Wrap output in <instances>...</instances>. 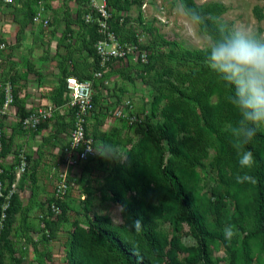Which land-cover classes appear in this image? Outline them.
Returning a JSON list of instances; mask_svg holds the SVG:
<instances>
[{"label": "rangeland", "instance_id": "obj_1", "mask_svg": "<svg viewBox=\"0 0 264 264\" xmlns=\"http://www.w3.org/2000/svg\"><path fill=\"white\" fill-rule=\"evenodd\" d=\"M51 1L16 0L11 5L0 2V21L6 22L11 16L20 24L27 21L21 28L28 37L21 44L24 49L42 45L46 50L54 49V41L65 31L58 30V22L65 17L81 25L83 3L76 0L74 6L56 8ZM118 1L117 7L111 5L110 10L118 16L117 20L114 17V32L119 50L125 54L111 60L102 78L94 80L95 108L87 125L94 138L93 157L67 165L71 113L63 107V76L50 85L51 103L39 105L59 108L60 112L55 113L64 117L66 124L64 144L60 150L48 152L47 165L38 160L33 166L26 160L23 172L18 173L20 154L25 155V151L20 142L13 141L15 135H10L12 129L16 135L40 133L48 120L36 130H26L19 123L21 111L15 115L5 110L2 114V146L14 144L8 152L13 157L8 158L5 166L15 171L11 172L14 178L7 180L3 189L16 195L19 203L14 206L10 225L6 226L4 220L0 224V264H69L73 230L88 229L94 216L108 219L123 239L137 245L140 238L130 227L133 219L117 202L116 195L131 206L142 203L152 228L167 245L173 236H178L190 248L179 256V263H203L195 253L199 238L179 199L168 190L169 175H163L164 169L173 172L192 203V210L204 221L210 235L208 264H264L259 240L247 238L256 227L252 195L246 184L239 186L237 182L250 161L229 137L233 122L226 116V93L212 77L207 63L194 60L195 53L202 51L212 36L190 22L182 0ZM192 1L201 8L209 7L207 15L214 22L219 17L230 26L250 27L264 33V0ZM40 8L49 19L46 26L32 21ZM68 33V38L62 39L70 46L74 32L66 30ZM90 34H80L83 39L78 50L85 60L81 64L78 61L82 71L76 73L90 75L96 67L95 57L91 55L90 60L86 52ZM1 77L3 100L6 81ZM12 91L18 98L17 87H12ZM126 101L137 117L133 124L114 115L117 108L124 114L128 112ZM43 139L48 142L46 137ZM62 174H66L71 185L62 207L55 213L50 203ZM8 201L10 198L1 202L0 208ZM41 214H45L43 219ZM229 229L233 235L226 238ZM1 233H5V238L1 239ZM96 254L100 261L108 258L110 264H121L114 251L110 255Z\"/></svg>", "mask_w": 264, "mask_h": 264}, {"label": "trees", "instance_id": "obj_2", "mask_svg": "<svg viewBox=\"0 0 264 264\" xmlns=\"http://www.w3.org/2000/svg\"><path fill=\"white\" fill-rule=\"evenodd\" d=\"M83 3L84 10L82 16L85 12H87V8L84 0H78ZM109 7L114 5L117 7L118 0H107ZM182 5L190 14L189 10H195L199 12L204 17L205 23L200 25L204 30H206L211 36L215 29V22L210 18V9L209 7H199L192 0H182ZM81 16V27L89 31L91 34L88 38V49L87 52L89 55L95 57V63L97 62L93 45L99 38V35L96 30L95 23H85ZM114 17L116 20L118 16L115 13H112L111 26L114 30L117 27V23L114 21ZM68 34H64L66 38H68ZM70 38V37H69ZM194 60H199L201 62L205 61V57L203 51L196 52L194 55ZM208 66V65H207ZM209 72L212 77L217 81L222 90L226 93L228 97L232 88L225 81H223L218 74L213 72L208 67ZM80 79L91 78L90 75H84L80 73L75 74ZM63 77V102H66V97L64 96L65 91V83ZM14 100L17 101V96L14 94ZM94 100V108H95V96ZM229 108L226 116L230 119V121L234 122L237 119V114L233 107L228 103ZM21 111V115L19 118H22L26 113L19 109L18 112ZM208 119V117H206ZM20 123V122H19ZM72 125V119H71ZM239 150L244 154L245 152H250L252 154L249 167L242 173L241 178L237 181L239 186L246 184L249 187V190L252 195L253 200V218L256 222V227L253 231L249 233L247 238H256L259 240V246L261 252L264 253V131H260L257 133L256 137L253 141L246 145L237 144ZM2 146V151H4ZM4 153V152H3ZM176 155L179 153L176 151ZM2 152L0 154V157ZM0 173V181L2 182V186L5 185V182L11 181L14 176L11 172H13V167H3ZM170 173V174H169ZM163 175L168 176V190L175 194L179 199L181 204L182 211L187 214L190 219L192 230L198 236V246L195 249V253H197V258L199 260H203L201 264L210 263L207 257V249L209 243V232L207 231L204 221L197 212L192 210V203L187 197L186 192L181 188L178 180L173 175V172L170 169H164ZM176 186V187H173ZM6 192V190H4ZM63 200V199H62ZM62 200H57L58 206H61ZM116 200L120 204L124 206V209L127 210L129 215L133 220L139 219L142 220L143 226L140 232H138V236L140 238V242H137V245L123 239L117 229H115L109 222L108 219L103 217L94 216V218L90 221V226L88 229H74L72 232V238L70 241L68 257L69 264H110V260L108 258H104L101 261L97 258L98 253L104 252L107 255L112 254L114 251L115 256L119 258L121 264H181L179 263V256L189 251V247H185L181 242L178 236H173L169 245L165 241L161 239V237L154 231L152 228L150 217L142 203L137 202L136 205L131 206L130 204L125 203L123 199H121L118 195H116ZM3 202L2 197H0V204ZM18 197L16 195H11L9 205L5 208V224L9 226L13 215H14V206L17 205ZM1 214V213H0ZM5 233H1V239L5 238ZM134 249L135 253L134 254ZM181 262V261H180ZM206 262V263H205ZM19 264V263H17ZM192 264V263H191Z\"/></svg>", "mask_w": 264, "mask_h": 264}, {"label": "crops", "instance_id": "obj_3", "mask_svg": "<svg viewBox=\"0 0 264 264\" xmlns=\"http://www.w3.org/2000/svg\"><path fill=\"white\" fill-rule=\"evenodd\" d=\"M51 3L52 6L56 8L64 5L71 7L75 5L74 3H76V0H61V2L59 0H52ZM24 20L22 24H28L27 21ZM58 23V30L61 31L65 29V31L61 38L58 37L54 41V49L46 50V46L42 45L35 49L26 50L23 45H21L22 42L28 40L27 34L25 33V35L21 31L23 25L14 21L12 16L11 19L6 22L3 21V19L0 21V41L8 45L0 58V62H4L2 64L0 63V77L2 75L4 81H6L5 83H10L12 87H17L16 93L19 96L16 102L10 104L6 108L7 114L16 115L19 109L27 113L35 109V106L39 107V105L47 104V102L51 103L49 102L51 101V94L48 92L49 89H52L50 85L61 76L64 77L65 74H75V72L82 71V69H79L81 65H78V61L85 60V57H81L78 47L83 39L80 34H82V31L86 30L71 17H65ZM24 29L26 30V28ZM66 30H72V32H74V40L70 46L62 39ZM59 35L61 34L58 33V36ZM16 43L19 44V47H10V44L14 45ZM87 55H89L88 52ZM90 60H92L91 55ZM81 63L82 62L79 64ZM1 79L3 80L2 77L0 81ZM2 101L0 97V103ZM56 110L59 111V108ZM55 112L53 114L54 117L48 120V124L46 123L47 125L42 128L40 133L36 132L31 134L29 132H20L16 135L14 129L11 130L13 135L11 134L10 137L15 135L16 139L12 138L13 141L20 142V146H22L25 151L27 162L33 166L38 160L41 161V165H47V163H49L47 159L49 156L48 152L58 151L64 144L67 134L65 131L66 124L63 123L64 117L61 118L60 115ZM44 137L48 140L47 143H45ZM4 147V151L1 150L0 154L2 152V155H6V157L4 159L0 157V163L3 167H7L5 163H7L8 158L12 159L13 157V155L8 152L14 149V144L9 142ZM51 158L54 157L51 156ZM15 178L19 179V176L16 175Z\"/></svg>", "mask_w": 264, "mask_h": 264}, {"label": "built area", "instance_id": "obj_4", "mask_svg": "<svg viewBox=\"0 0 264 264\" xmlns=\"http://www.w3.org/2000/svg\"><path fill=\"white\" fill-rule=\"evenodd\" d=\"M16 0H0L4 5H11ZM87 8L82 16L85 23H95L96 30L99 38L94 43V53L97 59L96 67L92 71L91 78L80 79L74 74H68L64 78L65 91L64 96L66 102L63 104L71 113L72 125L69 136V145L67 148L66 162L67 165L75 162L86 161L95 155L94 138L88 133L87 125L88 120L94 112V93L93 85L94 80L102 78L104 70L107 64L117 57H123L125 51L119 50V44L116 40V35L111 26L112 12L108 5L107 0H84ZM35 23H43L47 25L49 23L48 17H44L42 14V8L32 18ZM7 45L5 42L0 41V53L5 51ZM14 101V92L10 83H6L4 86V98L0 103V151L2 146L1 141V118L5 113L6 108ZM125 107L128 108L126 114L122 113V109H116L114 115L116 117H124L129 124H133L137 121V117L132 112V105L129 101L125 102ZM56 108L52 105L44 107H38L30 110L22 118H19L20 125L26 130H36L38 126L49 120L54 114ZM18 173L23 172V167L26 164L25 155L20 154ZM2 172L0 166V173ZM71 183L66 179V174H62L61 178L55 184L54 187V200L50 203V208L53 212H59V206L57 200H62L70 187ZM0 197L3 201L8 200L11 197V193L4 192L2 182L0 181ZM9 202L0 208V224L5 218V208L9 205ZM43 219L45 214L40 215ZM41 226H45L44 222H41Z\"/></svg>", "mask_w": 264, "mask_h": 264}, {"label": "clouds", "instance_id": "obj_5", "mask_svg": "<svg viewBox=\"0 0 264 264\" xmlns=\"http://www.w3.org/2000/svg\"><path fill=\"white\" fill-rule=\"evenodd\" d=\"M189 11L191 23H205L201 13ZM215 24L212 39L202 51L208 67L232 88L227 101L237 119L229 129V137L233 143L246 145L264 130V33L250 27L230 26L219 17ZM243 156L251 159L252 154L245 152ZM142 226L139 219L130 224L137 233ZM225 235L230 238L231 229Z\"/></svg>", "mask_w": 264, "mask_h": 264}]
</instances>
